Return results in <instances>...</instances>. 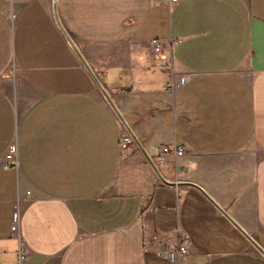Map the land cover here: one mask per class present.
<instances>
[{
	"label": "crops",
	"instance_id": "0c3cea01",
	"mask_svg": "<svg viewBox=\"0 0 264 264\" xmlns=\"http://www.w3.org/2000/svg\"><path fill=\"white\" fill-rule=\"evenodd\" d=\"M53 3L146 154L185 148L157 167L174 184L120 149ZM53 3L0 0V264H264L245 235L264 250V0ZM177 230L191 250L170 263L151 234Z\"/></svg>",
	"mask_w": 264,
	"mask_h": 264
},
{
	"label": "built area",
	"instance_id": "2783aa9c",
	"mask_svg": "<svg viewBox=\"0 0 264 264\" xmlns=\"http://www.w3.org/2000/svg\"><path fill=\"white\" fill-rule=\"evenodd\" d=\"M158 3L162 4L165 3L168 6H172L175 4L177 0H156ZM151 44L154 47V50L161 49L163 47V44L160 42V40L153 39L151 40ZM172 70H168V73H171ZM172 74V73H171ZM186 80V76H178L177 81L174 80L173 77L170 78V80L166 84V90H168L171 94H175L177 91V88L184 83ZM123 125V124H122ZM124 127V126H123ZM125 133H123L119 137V147L120 149L127 150L130 146L134 145V139L132 135L129 133V131L125 130V127L123 128ZM17 144H12L10 149V156L17 157L18 154V148L16 146ZM183 152H185V148L183 147H176L175 145L168 146V147H161L159 150V153L155 155L154 158H151L152 163L157 168L163 159L168 156V154L174 155L175 157L179 158L182 156ZM31 193V192H28ZM18 207L16 206L13 210V224H12V230L18 231L19 230V223L21 222V214L18 211ZM175 243L172 244V246H169V236L166 234H151L153 240L157 242V249L155 251V255L157 257H161L169 261L170 263L176 262L178 259L181 260L185 256H187L190 253L191 246L188 236L184 233H180L179 230L175 231L174 233ZM21 258L19 264H22L26 261L27 256L22 251Z\"/></svg>",
	"mask_w": 264,
	"mask_h": 264
},
{
	"label": "water",
	"instance_id": "95a60500",
	"mask_svg": "<svg viewBox=\"0 0 264 264\" xmlns=\"http://www.w3.org/2000/svg\"><path fill=\"white\" fill-rule=\"evenodd\" d=\"M53 1H54V0H52V3H53ZM53 12H54V13H53V16L55 17L56 22L59 24V28L63 31V33H64V35L66 36L67 41L69 42V44L71 45V47L75 50L74 52L76 53V55L79 56L80 60L82 61V65H83V67H85V68L88 69V71L90 72V74H91V76H92V79L95 81L96 86H97V88L99 89L98 91H99L100 93H102V94L104 95V97L107 99V101L109 102V103H108L109 106H111V108L113 109V111L116 112V114H117L116 116H117V118H119V119L121 120L123 126L125 127V130H126V131H129V133L132 135V137H133V139H134V141H133L134 144L137 145V148L139 149V151L143 154V156L146 157V160H147V162L149 163L150 168L153 170V172L155 173V175H157V177L159 178L158 180H159L160 182L165 183L166 185L174 184V182H168V181H165V180H164V177L162 176L160 170L157 169V168L155 167V165H154V164L152 163V161H151V158L146 154L147 152L145 151V149H144V147L142 146V144H140V143L138 142L139 140L137 139V136L135 135L134 131L131 130L132 127H131L129 124H127V122L125 121L124 118H122V114L120 113V111L118 110V108L116 107V105L113 104L112 98L109 96V93L106 92V90H105L104 86L102 85V83H101L99 80H97L95 73H94V72L91 70V68L87 65V62L83 59L82 54L79 53V50H78V48L76 47L75 43H74V42H71L70 37L68 36V34H67V32L65 31V29H63V28L60 26L61 24H60V22H59L57 16H55L56 11H55V8H54V3H53ZM182 183H188V182H182ZM182 183H178V184L181 185ZM193 186H194V185H193ZM196 187H198V188L201 190V192L204 193V192H203V189H202L201 187H199V186H196ZM204 195H205L208 199H210V200L213 202V204H214L215 206L218 207V209L220 210V212H222V213H224V214L227 215V212H226L223 208L221 209V207H219V206L217 205V202H215V201H214L210 196H208L206 193H204ZM232 222H233V221H232ZM233 223H234V222H233ZM234 224H235V223H234ZM235 225H237V224H235ZM237 226H238V225H237ZM238 227H239V229H240L241 231H243L242 228H240V226H238ZM243 232L245 233V231H243ZM245 235H246V237L249 239V241L251 242V244H253V245L258 249V251L261 253V255L264 256V250H262V249L260 248V246L258 245V243L255 242L254 238H253L251 235L249 236V235L246 234V233H245Z\"/></svg>",
	"mask_w": 264,
	"mask_h": 264
},
{
	"label": "rangeland",
	"instance_id": "374dc122",
	"mask_svg": "<svg viewBox=\"0 0 264 264\" xmlns=\"http://www.w3.org/2000/svg\"><path fill=\"white\" fill-rule=\"evenodd\" d=\"M13 76H14V77H13ZM13 76H12V77L10 76V77L13 78V82H14V80H16L17 78L15 77V74H13ZM8 78H9V77H8ZM11 80H12V79H11ZM8 84H10V85H8V87H9V86H11V87L13 86L12 81H11V83H8ZM16 84H17V83H16Z\"/></svg>",
	"mask_w": 264,
	"mask_h": 264
}]
</instances>
